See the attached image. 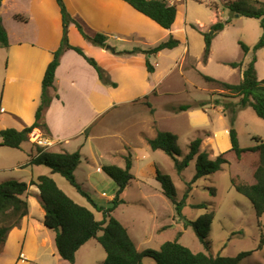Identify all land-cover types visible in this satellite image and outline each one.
I'll return each instance as SVG.
<instances>
[{"label":"rangeland","instance_id":"rangeland-1","mask_svg":"<svg viewBox=\"0 0 264 264\" xmlns=\"http://www.w3.org/2000/svg\"><path fill=\"white\" fill-rule=\"evenodd\" d=\"M77 1L83 3L82 8L86 9V15H90L93 22L101 21L102 17L110 18L116 16L127 21L136 13L127 4H123L121 0ZM208 2L216 3L219 9L212 10L207 5ZM89 4L90 11H87ZM222 4L223 0H202V2L185 0L183 5L182 2L179 3L178 14L171 30L164 29L139 14L140 23L136 26L142 28V32L146 38L137 39L136 37L123 35L116 28H109L106 31L107 33H104L107 37L106 47L109 46L106 48L107 52H104L106 53L104 54V61L103 59L94 58L99 66L100 62H104L103 64H106V66H115L117 63L123 61H133L136 65H143L146 55L138 49H148L171 37L179 41L176 49L163 53L161 58L158 59L163 71L169 68L170 71L159 87V92L167 93H163L161 98L155 100L153 103L158 108L156 115V119L159 120L158 123L164 124L167 130L177 134V144L182 153L188 151V143L195 135L201 134L203 139H205V133L207 132L204 130L195 131V129L209 130L212 132L214 138L213 147L210 145L206 146V143L202 141L201 150H205L215 157V153L219 154L227 149L224 147L227 145V142H230V139L225 130L230 127V120L228 114H225L221 108L224 101L236 102L237 98L224 97L222 94H227V91L214 83L206 81L203 76H211L228 83H237L241 78L239 69L231 67L229 62L241 60L247 62L251 55L250 53L246 56L243 55L239 41L252 47L263 33L258 19L237 16L224 8ZM184 5L186 6L185 10ZM74 18L76 19V17ZM218 19L229 20L230 22L224 28V31L218 32L212 40V51L210 52L208 61L204 63L202 61L204 37H202L203 34L199 29H203V32L209 31L210 33V25ZM78 22L82 24L84 30L89 34H103L101 30V32L93 31L92 27L86 25L83 19H78ZM200 23L202 25H199ZM59 31L62 35L61 29ZM68 39L71 44L79 42L88 44L86 52L98 56L97 52L100 51V46L83 37L73 23L68 27ZM144 40H147L151 44L144 43ZM187 43L189 44V54L186 60L183 59L181 61L179 57L183 52L184 45ZM135 49L136 51L131 52ZM0 53H2V58L0 59L1 107L6 93L4 78L7 61L3 49H1ZM256 57L255 68L258 77L264 79V48L256 51ZM100 67L110 79V74L107 70L102 66ZM214 99H218L216 105L213 103ZM146 100H148L147 97L139 99L142 102H146ZM165 101L171 102L174 106L184 103L198 104L201 101L209 103L205 108L203 107L204 109H200L198 106L192 107L194 110L200 109L199 111H195L194 120L192 121L183 112H175L173 115L164 114L160 109V104ZM137 105L142 128L144 124L155 117L148 114L146 106L143 104ZM78 111L79 114L82 113L81 109H78ZM6 115L4 109H1V128L7 123L8 119ZM13 123L9 121L8 124ZM234 127L238 132L241 147L253 146L255 144V141L252 139L253 136H259L264 140V120L259 118L251 107L236 112ZM116 129L117 131H121L117 122L112 123V130L115 131ZM37 131L34 129L29 134L30 142L35 141L38 143L37 141L40 140L39 134L36 133ZM129 134L132 135L131 133ZM142 148L144 147H140L138 150ZM2 151L15 152L16 150L0 148V164L12 165L14 161L9 160V157H6ZM152 152L153 154L150 156L145 154L144 157L138 151L133 154L134 159L136 155L139 156L138 160H135V172L137 171L136 167L138 163L154 159L156 167L171 176L176 187L177 198L181 199L186 189V183L191 180L195 172L194 161H191L181 174H177L172 159L165 152L162 150H152ZM15 153L19 152L16 151ZM18 155L20 157L22 154ZM85 165L83 162V166L77 167L78 169L76 168L75 177L77 181L92 196L98 206H109L110 200L116 191V184L105 172L97 171L96 165L90 167L92 171L91 178L87 179V171L83 169ZM27 169V172H24L26 174L30 171V167ZM237 172L243 177L249 178L248 180H251V170L248 166L245 163L239 164L234 160H231L230 164L224 165L219 171L207 177L197 179L186 198L185 205L182 208V216H179L176 213L174 204L161 193L159 182L155 180L153 175L145 171L142 173L141 180L132 181L131 185L121 194L120 197L124 202L119 204L112 215L129 229V234L138 250L159 249L165 240H171L176 236L177 232H181L179 242L189 247L193 252L202 251L211 255L235 256L241 251L255 249L260 238V228L264 233V214L260 218H257L250 201L244 195L238 193L231 184L230 176ZM17 175V173L9 170L0 169V181ZM26 176L25 178L28 180L29 175ZM57 178L60 180V184L62 183L64 188H66L64 190L69 195L62 188H59L72 200L91 209L97 219L103 217L102 212L97 211L89 200L79 193L76 188L71 186L64 177L57 174ZM94 185L96 186V191H94ZM198 204H204L205 206L198 207ZM205 212H213V221L206 238L207 246L199 240L191 226L185 227L184 225L186 219L194 221ZM90 243L77 256L76 264H100V256L106 253L99 243ZM93 243H96L95 247ZM50 251L51 249L46 248L45 253L41 255L38 261L29 262L28 264H59L49 253ZM144 262L145 264H156L149 257H145ZM240 264H264V246L262 249L256 250L245 257Z\"/></svg>","mask_w":264,"mask_h":264},{"label":"trees","instance_id":"trees-1","mask_svg":"<svg viewBox=\"0 0 264 264\" xmlns=\"http://www.w3.org/2000/svg\"><path fill=\"white\" fill-rule=\"evenodd\" d=\"M123 1L164 29H170L177 17V6L169 4L166 0ZM196 1L202 2V0ZM1 2L2 0H0V6ZM56 2L61 14L62 35L60 44L53 51V57L43 75L41 95L35 111L34 122L20 130L15 128L0 129V146L19 148L22 142L29 140V134L34 129H39L43 135L50 134L44 114L53 96L58 97L54 86L55 71L64 51L75 50L94 67L98 78L104 85L116 87V83L109 79L94 58L87 56L80 47L70 44L68 27L72 23L75 24L83 37L102 48H106L107 37L101 33H87L82 24L69 13L64 0H56ZM207 5L214 10L219 8L216 3L208 2ZM222 5L237 16L258 19L263 30L262 35L252 47L239 41L243 55L251 54L248 62L245 63L243 60L229 62L231 67L242 71V78L239 82L228 83L211 76H203L206 81L226 90L227 94H222L224 97L237 98L236 102L224 101L221 108L225 114H228L230 120V127L228 128L230 147L212 158L207 151L200 149L203 136L197 134L188 143V151L182 153L177 144V134L165 130H158L154 137L147 139V142L152 150H162L172 159L177 174H181L188 164L194 161L195 172L191 180L186 183V189L181 199L177 198L176 187L171 176L159 168H155V178L160 184L161 192L174 204L179 216H182V208L194 182L219 171L224 165L230 164L231 160H234L239 164L245 163L248 166L251 170V180L237 172L230 176L231 184L238 193L250 201L256 217L260 218L264 214V140L259 136H253L252 139L255 141L253 146L241 147L234 124L236 112L247 107H251L255 114L264 120V79L258 78L255 68L256 51L264 48V0H223ZM16 18L21 19L19 16ZM229 22V20L219 19L210 26L212 32H202L204 37L202 61L204 63L208 61L212 39ZM178 44L179 41L171 37L149 49H138L146 55L145 66L147 71H154V67L148 58L150 55L157 54L163 49L175 48ZM8 46V34L0 16V48H7ZM134 51L136 49L131 52ZM208 103L207 101H201L198 104L184 103L172 107V110L178 112L197 106L205 108ZM213 103L216 105L218 99H214ZM147 104L149 107L151 106L149 103ZM150 111L153 112L154 110L151 108ZM207 135L208 133H205V136ZM33 150L34 152L29 155L28 165H43L50 169V173L60 174L71 186L85 196L97 211L102 212L103 217L96 219L91 209L72 200L58 187L49 174H41L36 179H32L30 183L14 178L2 180L0 182V252L9 231L19 226L21 219L28 213L26 196L30 185H35L39 190L40 202L45 211L43 223L45 227L55 232L56 251L69 264H74L77 250L90 239H95L106 253L101 264H145V257L152 258L156 264H240L245 257L264 246V233L260 228L257 247L252 250L241 251L235 256L211 255L202 251L193 252L189 247L179 242L181 232H177L173 239L165 240L159 249L138 250L128 233V229L112 215L118 205L124 202L120 196L134 179L130 172L132 161L129 155L124 158V167L115 164L102 166V170L116 184V191L110 200V205L104 207L96 204L92 196L84 190L75 177V170L81 162L79 151L54 152L38 143H33ZM197 206L204 207L205 205L198 204ZM212 221L213 212H205L194 221L186 219L184 225L185 227L191 226L199 240L207 246L206 238Z\"/></svg>","mask_w":264,"mask_h":264},{"label":"crops","instance_id":"crops-1","mask_svg":"<svg viewBox=\"0 0 264 264\" xmlns=\"http://www.w3.org/2000/svg\"><path fill=\"white\" fill-rule=\"evenodd\" d=\"M184 1L176 2L177 8L178 4L182 2L183 5ZM121 2L135 10L125 1L121 0ZM64 3L69 13L76 17L77 21L78 19H83L86 25L92 27L93 31H102L104 34L107 33V29L116 28L123 35L136 37L137 39L145 37L142 28L136 25L140 23L139 14L146 19L149 18L137 10H135V15L127 21L116 16L110 18L102 17L101 21L93 22L92 17L88 14L86 15V9L82 8L83 3L77 0H64ZM90 4L87 6V11H90ZM185 9L186 6L184 5ZM0 16L9 40L7 48H0V52L1 49L4 50L7 61L4 78L6 93L0 110L4 109L7 114L6 118L11 123L14 122L13 124H8L9 121L7 120L5 126L0 127V129L15 128L20 130L34 122L35 111L41 95L43 75L53 57V51L60 44L61 34L59 30L61 29L62 31L61 14L56 0H2ZM16 16H20L21 19L16 18ZM199 25H202V23ZM199 31L203 32V29H199ZM221 31H224V29ZM144 43L151 44L147 40H144ZM72 45L80 47L87 56L103 59V61L104 54H106L104 52H107L106 48L109 47H100V51L97 52L98 56H95L86 52V49H88V44L86 43L79 42ZM176 48H172V50ZM170 50L163 49L157 54L148 57L154 67L153 72L147 71L145 63L136 65L133 61H123L115 66H106V64H103L104 62H100V66L107 70L110 74V79L116 83V87L104 85L99 80L94 67L75 50L68 49L64 51L55 71L54 86L58 97L53 96L44 114L50 134L43 135L39 129H36L40 140L47 141L46 148L50 151H79L82 158L78 168L83 166V162L86 164L83 169L87 171V179L91 178L92 171L90 167L93 165H96L97 171L104 172L102 170L103 165L115 164L123 167L126 155H129L132 161L134 159L133 154L137 151L141 152L143 157L145 154L149 156L153 154L147 139L154 137L158 130L169 131L164 124L158 123L159 120L156 119L158 108L155 107L153 102L160 99L163 93H167L159 92V87L169 73L170 68L163 71L158 59L161 58L163 53ZM211 51L212 48H210ZM188 54L189 44L187 43L183 47V52L179 57L181 58L180 60H186ZM1 58L2 53H0ZM239 74L242 78L240 69ZM258 78L261 79L260 77ZM143 97H147L148 100L146 102L139 101ZM147 103L151 106L149 107ZM137 104L146 106L148 114L155 117L144 124L142 128ZM172 107L174 105L168 101L160 104V109L166 115L175 114ZM151 108L154 110L153 112L150 111ZM78 109H81V114H79ZM190 109L177 113L183 112L187 118L193 121L195 111H199L201 108H195L197 110ZM115 122L118 123L121 131H117L118 128L115 131L112 130V123L114 124ZM197 130H204L208 133L203 142L206 143V146L210 145L213 147L214 138L212 132L205 129H195V131ZM133 131L134 133H132ZM225 131L228 134V128ZM33 143L36 142L24 141L19 148L0 146V148H10L19 152L2 151L14 163L12 165H2L1 163L0 169L17 173V176H11L10 178L25 181L26 183H30L32 179H36L41 174H49L58 187L63 190L66 189L62 183L60 184V180L57 178L58 173H50V169L43 165L30 166L27 164L29 155L34 152ZM140 147L144 148L138 150ZM229 147L230 142H227L224 148L228 149ZM18 154H22V157H19ZM217 154L215 153V155ZM138 157L136 155L131 165L130 172L134 176L132 181L141 180L142 173L145 171L155 178L156 161L154 159L138 163L137 171L135 172V160H138ZM210 157L213 158L214 155L210 153ZM28 167H30V171L26 174L24 172H27ZM26 175H29L28 180L25 178ZM93 187L94 191H96V186L94 185ZM64 191L66 192V190ZM26 198L28 201V213L21 219L19 226L9 231L0 252V264H28L29 262H36L45 253L46 248L51 249L49 253L59 264H69L56 251L55 232L51 229L48 230L44 226L45 211L40 202L39 190L35 185L29 186ZM90 242L98 243L95 239L85 242L77 250L74 264H76L77 256L82 252V249L91 244ZM96 243H93L94 247ZM105 257L106 254L100 256V264Z\"/></svg>","mask_w":264,"mask_h":264},{"label":"built area","instance_id":"built-area-1","mask_svg":"<svg viewBox=\"0 0 264 264\" xmlns=\"http://www.w3.org/2000/svg\"><path fill=\"white\" fill-rule=\"evenodd\" d=\"M169 4H174V3H176V2H178V1H181V0H166ZM38 142V144H40V145H43V146H45L46 144H47V141L45 140V141H42V140H39V141H37Z\"/></svg>","mask_w":264,"mask_h":264},{"label":"bare ground","instance_id":"bare-ground-1","mask_svg":"<svg viewBox=\"0 0 264 264\" xmlns=\"http://www.w3.org/2000/svg\"><path fill=\"white\" fill-rule=\"evenodd\" d=\"M33 135V134H32ZM36 136V135H35Z\"/></svg>","mask_w":264,"mask_h":264},{"label":"water","instance_id":"water-1","mask_svg":"<svg viewBox=\"0 0 264 264\" xmlns=\"http://www.w3.org/2000/svg\"><path fill=\"white\" fill-rule=\"evenodd\" d=\"M212 32V31H211Z\"/></svg>","mask_w":264,"mask_h":264}]
</instances>
